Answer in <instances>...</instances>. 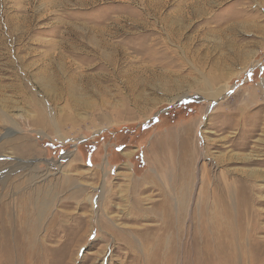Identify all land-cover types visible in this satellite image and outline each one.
Here are the masks:
<instances>
[{"label":"rangeland","instance_id":"rangeland-1","mask_svg":"<svg viewBox=\"0 0 264 264\" xmlns=\"http://www.w3.org/2000/svg\"><path fill=\"white\" fill-rule=\"evenodd\" d=\"M0 264H264V0H0Z\"/></svg>","mask_w":264,"mask_h":264},{"label":"bare ground","instance_id":"bare-ground-1","mask_svg":"<svg viewBox=\"0 0 264 264\" xmlns=\"http://www.w3.org/2000/svg\"><path fill=\"white\" fill-rule=\"evenodd\" d=\"M191 130V129H190ZM183 136V135H182ZM191 140V139H190ZM166 141V140H165ZM183 141V140H182ZM188 141V140H187ZM177 142V141H176ZM167 144V143H166ZM185 144V143H184ZM189 144V143H188ZM183 146V145H182ZM190 148V147H189ZM192 148V147H191ZM183 149V148H182ZM185 150H187V149H185ZM184 151V150H183ZM174 152H176V151H174ZM187 153V152H186ZM189 153V152H188ZM182 154V153H181ZM185 154V153H184ZM193 155V154H192ZM189 157V156H188ZM188 157H187V159H188ZM29 246V245H28Z\"/></svg>","mask_w":264,"mask_h":264}]
</instances>
